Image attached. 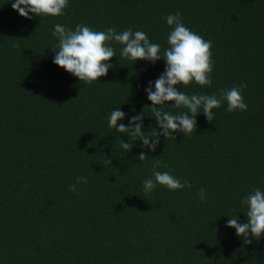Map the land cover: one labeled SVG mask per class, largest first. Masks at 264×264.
<instances>
[{
    "label": "trees",
    "instance_id": "1",
    "mask_svg": "<svg viewBox=\"0 0 264 264\" xmlns=\"http://www.w3.org/2000/svg\"><path fill=\"white\" fill-rule=\"evenodd\" d=\"M177 11L213 45L211 86L182 91L218 95L245 84L248 110L225 103L211 122L199 114L193 134L153 137L155 152L135 141L126 153L119 137H128L108 117L120 107L127 125L150 107L144 89L164 61L133 64L117 44L107 76L79 82L52 63L54 25L131 28L163 49L166 16ZM144 114L145 131L156 128ZM141 152L149 158L138 161ZM153 159L192 187L146 194ZM78 176L87 183L74 193ZM253 188L264 190V0H69L63 16L30 20L0 0V264H264V239L245 245L225 227L233 216L246 222L241 200Z\"/></svg>",
    "mask_w": 264,
    "mask_h": 264
},
{
    "label": "clouds",
    "instance_id": "2",
    "mask_svg": "<svg viewBox=\"0 0 264 264\" xmlns=\"http://www.w3.org/2000/svg\"><path fill=\"white\" fill-rule=\"evenodd\" d=\"M69 0H11L12 10L21 18L30 20L33 17H59L65 14ZM166 23L171 31L167 36V47L161 48L159 43L152 42L144 31L126 30L117 31L115 27L104 31H95L85 24H78L75 29L67 28L61 24L54 25L52 35L58 38L57 50L52 61L54 65L63 69L85 83L98 82L101 77L107 76L113 65L109 63L116 57L113 45H120L122 59L134 63L146 61L155 64L164 61L165 67L162 74L149 81L144 89L150 107L146 105L139 113L128 117V124L118 123L126 118L120 107L111 111L108 117V127L116 132L126 135L125 142L119 137L120 148L128 153L134 147V142L139 141L141 147L148 152H155L159 139L153 137L172 138L173 133L191 135L196 132L199 114H203L208 122L214 119V109H219L226 103L227 111L246 112L248 105L242 95L245 84L222 89L219 94H187L183 87L193 83L200 87L211 86V73L214 61L212 60V41L205 40L201 35L185 26L182 14L166 16ZM171 104V107H166ZM150 109L156 128L144 129V110ZM163 109H169L164 111ZM174 109H184L178 114H173ZM102 155V154H101ZM149 156L141 152L138 161H144ZM153 174L151 178L143 181L144 192L151 193L157 185L166 187L170 191L191 188V183L185 179L183 182L168 171H158L162 162L153 159ZM105 165H111L112 159L103 157ZM167 168V165H163ZM87 178L78 176L69 190L78 193V184H86ZM198 198L205 202L207 193L201 188ZM245 207V223H241L238 216L228 218L226 228L234 229L237 238L245 245H250L253 240L264 239V190L253 188L241 200Z\"/></svg>",
    "mask_w": 264,
    "mask_h": 264
}]
</instances>
